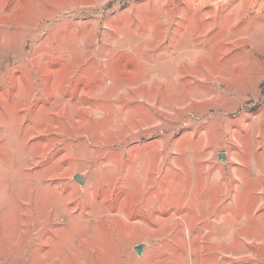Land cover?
<instances>
[{
  "label": "rangeland",
  "instance_id": "1",
  "mask_svg": "<svg viewBox=\"0 0 264 264\" xmlns=\"http://www.w3.org/2000/svg\"><path fill=\"white\" fill-rule=\"evenodd\" d=\"M0 264H264V0H0Z\"/></svg>",
  "mask_w": 264,
  "mask_h": 264
},
{
  "label": "water",
  "instance_id": "2",
  "mask_svg": "<svg viewBox=\"0 0 264 264\" xmlns=\"http://www.w3.org/2000/svg\"><path fill=\"white\" fill-rule=\"evenodd\" d=\"M223 157H224V156H223L222 154L219 155V158H220L221 160H224ZM75 179H76L78 182L83 183V180H82V178H81L79 175L75 176ZM143 248H144V245H138V246H136V247H135V251H136V253H137L138 255H140V254L142 253Z\"/></svg>",
  "mask_w": 264,
  "mask_h": 264
}]
</instances>
